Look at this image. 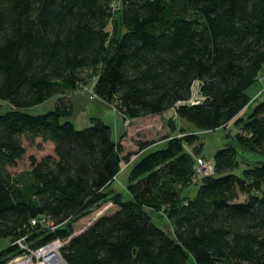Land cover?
Masks as SVG:
<instances>
[{
	"label": "trees",
	"instance_id": "obj_1",
	"mask_svg": "<svg viewBox=\"0 0 264 264\" xmlns=\"http://www.w3.org/2000/svg\"><path fill=\"white\" fill-rule=\"evenodd\" d=\"M263 64L264 0H0V100L13 106L0 113V264L23 254L21 238L31 249L62 241L66 264H264V100L236 119ZM91 70L97 97L130 120L175 108L192 127L140 142L133 159L102 118L70 119L64 95ZM54 96L52 110H22ZM229 121L238 145L199 175L200 132ZM46 142L53 153L11 174L26 143ZM124 160L130 199L108 189ZM108 200L117 209L74 235Z\"/></svg>",
	"mask_w": 264,
	"mask_h": 264
},
{
	"label": "rangeland",
	"instance_id": "obj_2",
	"mask_svg": "<svg viewBox=\"0 0 264 264\" xmlns=\"http://www.w3.org/2000/svg\"><path fill=\"white\" fill-rule=\"evenodd\" d=\"M122 30V28L120 27ZM96 70L88 71L84 75V80L81 82L79 88L68 89L64 95V100L70 103L74 107V115L70 118L79 127L87 126L90 124L91 117H100L107 124L112 127V136L116 141H122L124 145L125 154L133 153L132 158L135 159L141 153L139 148V143L147 140L159 141L165 136H180L181 126L192 127L193 124L187 120H181L176 113L175 108H171L168 111L158 114L149 115L141 117L135 120H130L120 110L115 104L107 103L101 100L94 93L93 87L96 81ZM247 93L252 96L249 104L244 108V110L236 117L247 119L252 113L254 107L261 101L264 100V64L261 68L258 80L247 90ZM194 95H198L197 85L194 87ZM198 98V96H196ZM59 96H54L43 103L35 106L23 108V111L28 113L37 114L44 113L52 110L56 107ZM13 106L10 102L0 100V113H4ZM240 125L235 121H229L223 123L219 128L212 131H207L199 134L198 143H203L202 154L199 156L200 159L204 161L213 162V157L215 152L219 148H223L228 144L238 145L236 134L239 131ZM187 131L190 129H186ZM190 132V131H189ZM41 140H37L40 142ZM27 152L25 156L18 161L15 167H9V171L13 176H20L25 174L28 169H30V155H35L38 159L42 158L46 154L53 153V143L46 142L43 143V149H38L36 146H29L25 144ZM135 154V155H134ZM131 162V163H130ZM133 161L124 160L122 162L123 169L131 166ZM126 168L124 172L120 173L119 176L113 181V183L108 187L112 189L111 191L123 192L124 199L132 198L127 190V182L129 179L130 169ZM128 169V170H127ZM212 171V170H211ZM208 170V172H211ZM206 171L199 169L198 174L202 175ZM197 189L196 185H190L186 188L191 195L195 193ZM242 199H245L242 196ZM110 200V199H109ZM104 202V204L98 208H95L92 213L80 218L76 223H74V235L85 230L90 224H92L97 218L104 214L111 213L117 209L111 201ZM152 217L155 223L163 229L174 230V222L169 218L164 212H152ZM16 243H18L16 241ZM10 244L9 238L0 239V251L5 249ZM60 253V250H59ZM61 256V254H60ZM62 257V256H61ZM22 258H20L21 260ZM42 261L43 259L35 258L34 261ZM58 260V259H57ZM19 261V260H18ZM63 264V263H60ZM66 264V263H65ZM187 264H195L192 260H189Z\"/></svg>",
	"mask_w": 264,
	"mask_h": 264
},
{
	"label": "built area",
	"instance_id": "obj_3",
	"mask_svg": "<svg viewBox=\"0 0 264 264\" xmlns=\"http://www.w3.org/2000/svg\"><path fill=\"white\" fill-rule=\"evenodd\" d=\"M197 168L206 171L204 173L206 174L209 173L208 170L211 171L213 169V163L208 160L204 161L203 159L198 158ZM17 242L21 246V249H23V254L12 260L9 264H47L45 262L50 261V259L56 255H58L64 261V263H66L63 257H61L62 255L60 256L61 253H59V250L63 244L60 240L43 245L37 249H31L26 244H24V238L18 239ZM49 247H55V249H49ZM20 258L22 259L20 260ZM35 258L43 260L35 262Z\"/></svg>",
	"mask_w": 264,
	"mask_h": 264
},
{
	"label": "bare ground",
	"instance_id": "obj_4",
	"mask_svg": "<svg viewBox=\"0 0 264 264\" xmlns=\"http://www.w3.org/2000/svg\"><path fill=\"white\" fill-rule=\"evenodd\" d=\"M49 249H55V247H49ZM58 259V260H57ZM45 263H47V264H60V263H63V264H65L64 263V261L58 256V255H56V256H53L51 259H50V261H46Z\"/></svg>",
	"mask_w": 264,
	"mask_h": 264
}]
</instances>
